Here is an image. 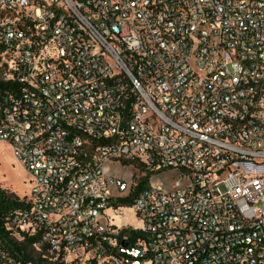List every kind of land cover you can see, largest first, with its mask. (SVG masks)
I'll return each instance as SVG.
<instances>
[{"label": "built area", "instance_id": "obj_1", "mask_svg": "<svg viewBox=\"0 0 264 264\" xmlns=\"http://www.w3.org/2000/svg\"><path fill=\"white\" fill-rule=\"evenodd\" d=\"M2 142L0 264H264V0H0Z\"/></svg>", "mask_w": 264, "mask_h": 264}, {"label": "rangeland", "instance_id": "obj_2", "mask_svg": "<svg viewBox=\"0 0 264 264\" xmlns=\"http://www.w3.org/2000/svg\"><path fill=\"white\" fill-rule=\"evenodd\" d=\"M104 171L108 176H115L124 179L130 186L132 185L135 173L139 170L134 164H128L124 167L121 161L107 162L104 165ZM178 178L176 172H166L155 175L151 182L153 184L163 183L168 190L174 188V181ZM0 185L2 188L13 192L15 195L25 197L31 191V180L30 175L23 167V165L15 158L9 145L5 142L0 143ZM110 192L114 196L124 197L128 195L129 190L120 191L116 185L109 186ZM131 221L136 223V219L131 210H127L124 217L117 219V222ZM34 258L37 255L34 253ZM40 264H57L53 261H47ZM76 264H101V263H90L79 262Z\"/></svg>", "mask_w": 264, "mask_h": 264}, {"label": "trees", "instance_id": "obj_3", "mask_svg": "<svg viewBox=\"0 0 264 264\" xmlns=\"http://www.w3.org/2000/svg\"><path fill=\"white\" fill-rule=\"evenodd\" d=\"M148 183V176L141 177L138 184L133 188V190L130 192V194L122 199L123 204L131 205L139 191L144 188ZM24 204L23 201L19 199V196L15 195L13 192H10L9 190L2 188L0 185V218L7 213L12 208H16L19 206H22ZM137 232H133V236L136 235ZM132 238V237H131ZM35 239L32 237H26L24 241H22L20 244L15 242L13 239L9 238V235H0V242H4L7 246H9L11 253L13 255H20L25 254L27 252V249L29 246L33 243ZM11 243L15 245V249H12Z\"/></svg>", "mask_w": 264, "mask_h": 264}]
</instances>
